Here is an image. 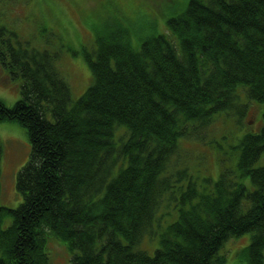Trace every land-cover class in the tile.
I'll return each instance as SVG.
<instances>
[{
    "label": "trees",
    "instance_id": "1",
    "mask_svg": "<svg viewBox=\"0 0 264 264\" xmlns=\"http://www.w3.org/2000/svg\"><path fill=\"white\" fill-rule=\"evenodd\" d=\"M165 21L170 34L133 48L109 20L110 35L99 29L86 54L92 83L72 100L60 54L0 18V62L21 78L0 120L17 121L30 142L16 175L22 200L0 205V264H50L47 232L68 264H223L224 242L245 233L239 260L264 264V106L260 130L238 141L237 170L205 177L204 190L178 157L184 142L206 146L215 116L243 113L242 94L264 104V0H187Z\"/></svg>",
    "mask_w": 264,
    "mask_h": 264
},
{
    "label": "rangeland",
    "instance_id": "2",
    "mask_svg": "<svg viewBox=\"0 0 264 264\" xmlns=\"http://www.w3.org/2000/svg\"><path fill=\"white\" fill-rule=\"evenodd\" d=\"M1 2L0 18L15 30L22 39L50 52H58L59 73L68 83L71 99L78 98L92 83V73L86 54L96 49L95 35L103 29L110 35L109 20L117 19L127 28L133 48H137L141 36L154 32L170 34L166 18L171 10L186 5L187 0H24ZM174 41L173 37H168ZM92 52V53H93ZM21 78L0 62V100L11 106L20 97ZM243 113H232L228 118L217 115L209 125L205 137L206 146L193 141L184 142L178 157L191 167V175L200 190L208 187L204 178L217 179L222 169L237 170L238 141L246 132H257L263 123V103L246 100ZM242 103V104H243ZM0 205L16 207L22 200L16 188V175L27 161L30 142L22 125L15 120H0ZM196 145V146H195ZM264 163V153L255 165ZM241 180L247 188L252 187L248 176ZM12 217L5 215L1 226L11 224ZM45 250L50 264H68L71 253L59 239L46 233ZM250 241L249 233L227 239L220 253L225 256L223 264H246L238 253ZM156 243V239H155ZM142 248L153 254L146 240Z\"/></svg>",
    "mask_w": 264,
    "mask_h": 264
}]
</instances>
